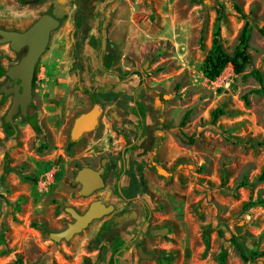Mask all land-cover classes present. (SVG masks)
Segmentation results:
<instances>
[{
	"label": "rangeland",
	"instance_id": "obj_1",
	"mask_svg": "<svg viewBox=\"0 0 264 264\" xmlns=\"http://www.w3.org/2000/svg\"><path fill=\"white\" fill-rule=\"evenodd\" d=\"M51 4L0 0V28L23 32ZM234 4L252 24L253 64L242 74L230 65L210 81L203 64L213 45L217 8L227 14L220 28L228 55H234L245 24ZM65 7L68 19L52 34L34 77L29 114L37 116L41 133L19 116L17 137L0 145V264L96 263L98 249L91 241L102 221L70 242L55 243L49 235L73 222L66 207L83 212L103 198L105 191L80 197L75 174L87 162L98 167L101 157L123 146L124 130L140 128L137 112L149 114V123L153 117L166 122L160 150L173 172L167 179L147 173L145 192L151 196L143 197L159 217L168 218L171 232L156 239L155 260L137 263L250 264L230 241L238 235L252 251H264V95L250 94L261 86L245 78L253 69L264 73V0H117L89 8L96 19L87 25L75 23L76 16H90L87 6L81 12L71 4ZM25 54L0 45V69L7 71ZM5 81L0 76V87ZM88 92L118 94L131 102L119 107L98 98L103 110L99 128L72 144L75 119L94 106ZM11 104L12 97L0 94L3 141ZM218 108L228 114L213 126ZM130 208L138 212L143 207L135 203Z\"/></svg>",
	"mask_w": 264,
	"mask_h": 264
},
{
	"label": "flooded vegetation",
	"instance_id": "obj_2",
	"mask_svg": "<svg viewBox=\"0 0 264 264\" xmlns=\"http://www.w3.org/2000/svg\"><path fill=\"white\" fill-rule=\"evenodd\" d=\"M66 1L61 4L63 6H65L66 3L71 4L73 7L77 8L79 12H81V6L83 4L87 6L86 8L88 10L89 8L93 9L96 4H104L106 7H109L117 2V0ZM53 2L54 0H52L51 8L46 14H52L55 8ZM90 9L88 10L89 13ZM95 17L96 16L93 14L91 15V13L90 16L88 14H82L75 17V23L87 25L91 19L94 22V19H96ZM67 19L68 13L60 20V27L64 25ZM100 22H104V18L102 16L100 17ZM30 116L32 115L29 114L27 118H24V120L26 121V119ZM136 116L140 124V128L139 130L134 128L124 130L123 141L125 144L123 146L114 148V151H111L107 156L101 157L98 167L91 162H87L77 170L74 177L76 181L78 172L84 167L93 168L96 171L104 168L102 177L105 180L106 188L95 192L93 195L105 191L102 196L103 198H99L95 201L102 200L107 206H115V211L112 214L97 220L102 222L99 224V227L95 231L91 241L92 246L98 249L95 264H110V262L112 264H119L118 260H120L122 256L124 257V263L126 264H136V262L139 261H153L156 259L157 252L160 251L159 246L155 244L158 243L156 239H164L171 232L168 225V218L159 217L158 215L160 212H157L154 208L150 207L149 203L143 197L144 195L151 196L150 193L145 192V190H147L145 187V180L148 172L155 173L156 175L167 179L166 177L159 175V170L162 169L170 174V177L173 176V172L166 167L160 150L162 143L166 138L165 128L167 124L163 121L164 119L162 117H159L158 119L156 118V120L155 117H153L149 123V114L147 115L142 112H137ZM9 127L13 128L11 125H9ZM76 143L72 142V144ZM156 145L157 147L155 148ZM135 148H139L140 150L138 153H134V156L129 158L128 155H130V152L134 151ZM77 184L80 185L79 183ZM108 187H110L111 190L108 189ZM81 190L82 186L77 193L78 195ZM135 203L142 205L143 207L142 209L138 208V212H134V210L130 208V206ZM90 205L83 212L78 211L76 208L75 209L80 214H84L89 209ZM105 218L106 220H104ZM91 225L88 228H90ZM165 229L169 230V233L166 236L163 237L155 235V233ZM116 243L124 244L121 245L122 248L120 247L119 249H116ZM140 249L145 256H152L153 258L143 259L139 254ZM111 251L114 252L112 257H110ZM136 257L138 259H136ZM108 259L111 261L108 262Z\"/></svg>",
	"mask_w": 264,
	"mask_h": 264
},
{
	"label": "water",
	"instance_id": "obj_3",
	"mask_svg": "<svg viewBox=\"0 0 264 264\" xmlns=\"http://www.w3.org/2000/svg\"><path fill=\"white\" fill-rule=\"evenodd\" d=\"M65 1L54 0L55 8L52 14L41 15L23 32L0 28V45H9L15 53L26 51L20 62L6 71L7 81L0 87L1 95L12 97V104L4 118V123L14 128V138L19 133L17 117L27 118L34 100L33 83L36 67L49 47L52 34L59 29L60 20L68 13L67 8L61 4ZM144 69H147V67ZM102 116L103 110L99 104H95L89 112L79 115L75 119L71 130V141L74 143L79 142L86 134L95 132L100 125ZM103 173L104 168L98 171L89 167L82 168L76 176V182L82 186L79 196L90 197L95 192L104 190L106 183L102 177ZM159 175L166 178L171 176L162 169L159 170ZM65 211L71 215L74 222L69 223L68 227L61 232L50 233L49 236L55 243L70 242L75 236L83 233L94 221L112 214L115 211V206H107L105 202L98 200L91 203L84 214H80L73 207H66ZM168 233L169 230L165 229L155 233V235L164 237ZM139 254L143 259L153 258L152 256H145L141 249Z\"/></svg>",
	"mask_w": 264,
	"mask_h": 264
},
{
	"label": "trees",
	"instance_id": "obj_4",
	"mask_svg": "<svg viewBox=\"0 0 264 264\" xmlns=\"http://www.w3.org/2000/svg\"><path fill=\"white\" fill-rule=\"evenodd\" d=\"M43 0H20L22 4H35L40 3ZM233 11L234 13L242 20L245 21L244 27L241 31L240 37L238 39V45L236 47L235 53L233 56L228 55L225 52L224 45L222 43V33L220 28V22H224L227 18L226 11L223 7L217 8L218 13V19H217V26L214 32L213 36V45L210 51L208 52L204 64H203V72L207 79L210 81H215L218 79L223 71L228 67L232 66L234 71L237 74H242L246 71L247 68L251 67L253 64V58L251 54L249 53V40H250V34L252 29V24L249 20L248 15H246L243 10L236 4L233 5ZM260 32L264 35V28H261ZM6 71L3 69H0V76H5ZM247 77H253L261 86L260 89L253 90L250 92V94H257V95H264V73L259 69H253L251 73L245 75V78ZM34 86V83H33ZM92 101L94 104H98V98H102L105 103L107 104H118L119 107L123 106V102L126 101V103H129L131 99H124L120 100L119 97L122 95H115V94H102L97 95L96 93H90ZM4 98H6L4 96ZM120 100V101H119ZM247 103H249L248 99ZM228 113L224 111L222 108H218L212 113V120L211 125L215 126L221 117L226 116ZM28 124L31 126V128L38 134L41 133V129L38 125L37 116L32 115L28 119H26ZM4 130L6 133V139L0 140V145L3 144H11L12 140L14 139L15 130L14 128L9 127L8 124L4 123ZM228 133H224V135L227 136ZM231 140V137H229ZM193 143V140H191ZM241 186H247L246 183H241ZM253 203H250L248 206H252ZM230 244H232L236 250L238 251L240 257L245 263L254 264L258 261H264V251H252L249 249L244 243L240 241V238L238 235H234L230 241ZM225 253H223L224 255Z\"/></svg>",
	"mask_w": 264,
	"mask_h": 264
},
{
	"label": "crops",
	"instance_id": "obj_5",
	"mask_svg": "<svg viewBox=\"0 0 264 264\" xmlns=\"http://www.w3.org/2000/svg\"><path fill=\"white\" fill-rule=\"evenodd\" d=\"M98 227H99V226H97V227L95 228V230H93V235L95 234V231L98 229ZM136 264H138V263L136 262Z\"/></svg>",
	"mask_w": 264,
	"mask_h": 264
}]
</instances>
